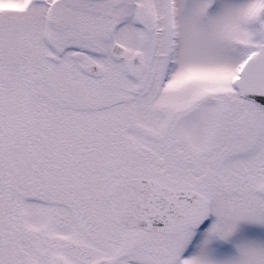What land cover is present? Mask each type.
I'll use <instances>...</instances> for the list:
<instances>
[{"label": "snow or ice", "instance_id": "snow-or-ice-1", "mask_svg": "<svg viewBox=\"0 0 264 264\" xmlns=\"http://www.w3.org/2000/svg\"><path fill=\"white\" fill-rule=\"evenodd\" d=\"M0 264H264V0H0Z\"/></svg>", "mask_w": 264, "mask_h": 264}]
</instances>
